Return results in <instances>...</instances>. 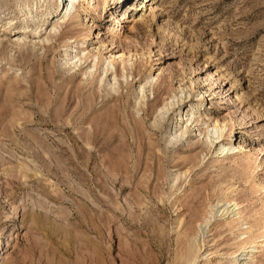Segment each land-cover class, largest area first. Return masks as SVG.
Here are the masks:
<instances>
[{
    "label": "rangeland",
    "instance_id": "rangeland-1",
    "mask_svg": "<svg viewBox=\"0 0 264 264\" xmlns=\"http://www.w3.org/2000/svg\"><path fill=\"white\" fill-rule=\"evenodd\" d=\"M55 1L0 0V264H264V0Z\"/></svg>",
    "mask_w": 264,
    "mask_h": 264
},
{
    "label": "bare ground",
    "instance_id": "bare-ground-1",
    "mask_svg": "<svg viewBox=\"0 0 264 264\" xmlns=\"http://www.w3.org/2000/svg\"><path fill=\"white\" fill-rule=\"evenodd\" d=\"M33 1V0H32ZM81 2V4H85V7L82 8V11L85 14H88L92 11H95V7L93 6L95 4V0H56L54 3L51 4V8L54 10V13L59 12L58 14V18L61 17V19L63 21L67 20L72 12V9L75 7V5L77 3ZM106 2L103 3V5L105 6ZM23 5L30 7L31 5H29V3H23ZM99 7V6H98ZM142 4H139L137 6V9H141ZM20 8V7H19ZM75 9V8H74ZM103 9V7H102ZM136 9V10H137ZM36 11V10H35ZM97 12V11H96ZM24 15H30L31 16V11L29 8H27V11L24 13ZM47 15V14H46ZM1 16V14H0ZM42 14L40 15V17L42 18ZM122 17V15L120 16ZM40 18V19H41ZM44 18V17H43ZM26 19V18H25ZM33 19V18H32ZM119 19V18H118ZM122 19V18H121ZM118 21V20H117ZM55 30V28L53 29ZM109 31V30H108ZM111 36V34H110ZM114 38V37H113ZM46 41H49L48 38H46ZM20 41L17 40L16 45H20ZM71 52L67 55L68 58H66L67 60H65L64 65L68 66V67H76L77 62H80V59H78L77 62H74V59L76 58V56L71 57ZM108 67V66H107ZM106 67V69L104 70V74H106L108 68ZM153 70V69H152ZM169 107H172V105L170 104ZM167 109V110H166ZM160 110V109H159ZM163 110V111H162ZM168 112V108L164 107L160 110V112L158 113V116L156 117V125L160 124L161 121L164 119V116H166ZM181 118V114H179V112L177 114H175V122L174 124L177 123V119ZM194 123V121H191V118L189 117V119L186 121L187 125H192ZM174 132L171 134V140L172 142H178L182 137H183V132H178L177 130H175L176 128H173ZM223 132H224V126H220L217 123H215V125H213V128L211 129V132L209 131L210 134H208L209 136H207V141L211 146H217L218 144H220L222 142L223 138ZM230 142H232V137L229 139ZM243 149V147L241 146V144H235L233 143L230 144V146H219L218 152L220 154H223L224 152L229 153V154H233V153H239L241 150ZM242 152V151H241ZM235 205V204H234ZM231 205V206H234ZM218 206V204L216 205ZM220 206V205H219ZM222 207V205L220 206ZM235 207V206H234ZM228 208L225 207V211ZM233 211H235V209L233 208L232 210H229V212L233 213ZM224 212V211H223ZM247 245V244H246ZM261 248H264V245H261ZM250 249V248H249ZM248 253V252H246ZM248 254H244V251L242 250L241 253H239L238 255H235L233 258H231V263L233 264H238L239 260H243L245 257L243 256H247ZM188 259L186 260L187 264H195L196 260L198 259L197 256H190L188 255ZM186 259V258H185ZM185 264V263H184Z\"/></svg>",
    "mask_w": 264,
    "mask_h": 264
}]
</instances>
